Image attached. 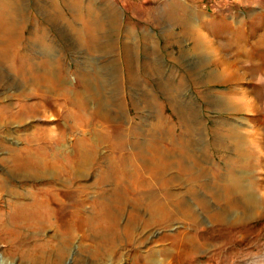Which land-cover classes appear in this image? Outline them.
<instances>
[{"label":"rangeland","instance_id":"obj_1","mask_svg":"<svg viewBox=\"0 0 264 264\" xmlns=\"http://www.w3.org/2000/svg\"><path fill=\"white\" fill-rule=\"evenodd\" d=\"M0 257L264 264V0H0Z\"/></svg>","mask_w":264,"mask_h":264},{"label":"bare ground","instance_id":"obj_2","mask_svg":"<svg viewBox=\"0 0 264 264\" xmlns=\"http://www.w3.org/2000/svg\"><path fill=\"white\" fill-rule=\"evenodd\" d=\"M219 217V216H218ZM222 218V217H221ZM0 264H12V263H9L6 259L0 257Z\"/></svg>","mask_w":264,"mask_h":264}]
</instances>
